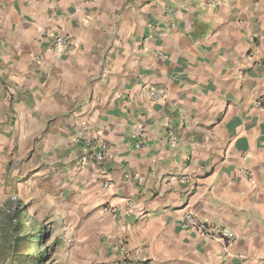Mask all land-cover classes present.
Instances as JSON below:
<instances>
[{
	"label": "crops",
	"instance_id": "crops-1",
	"mask_svg": "<svg viewBox=\"0 0 264 264\" xmlns=\"http://www.w3.org/2000/svg\"><path fill=\"white\" fill-rule=\"evenodd\" d=\"M12 161L67 198L91 264L264 261V0H0V183Z\"/></svg>",
	"mask_w": 264,
	"mask_h": 264
},
{
	"label": "rangeland",
	"instance_id": "rangeland-1",
	"mask_svg": "<svg viewBox=\"0 0 264 264\" xmlns=\"http://www.w3.org/2000/svg\"><path fill=\"white\" fill-rule=\"evenodd\" d=\"M14 164L16 161H12L8 182L0 183V250L6 249L3 245L9 238L5 234L11 231L10 218L17 212L29 234V240L35 231L36 234L43 232L39 250L48 253L45 264H91L87 261L88 257H85L90 252L79 240V232L73 230L76 222L68 214L69 208L64 201L67 198L60 193L61 198L56 196L52 199L54 203L49 204L53 196L44 183L37 187L26 182V178L24 181L23 176L25 173L29 175L31 165L25 164L17 173ZM20 177H23V181L19 180ZM1 179L3 180V176ZM2 256L4 255H0V263L5 260Z\"/></svg>",
	"mask_w": 264,
	"mask_h": 264
},
{
	"label": "built area",
	"instance_id": "built-area-1",
	"mask_svg": "<svg viewBox=\"0 0 264 264\" xmlns=\"http://www.w3.org/2000/svg\"><path fill=\"white\" fill-rule=\"evenodd\" d=\"M145 40H148L147 38ZM73 49V44L67 36L63 35H54L52 37V44L48 48V51L53 54H65ZM41 57L36 56L34 57L33 61L39 63ZM150 97L153 100H159L162 97V94L157 91H151ZM255 105L257 107L260 106L259 102H256ZM168 136L171 138L172 142L175 141V136L172 133V128L167 127ZM77 144H82L87 150L89 154L90 161L95 164H99L106 152V145L103 140L98 137V134H95L90 129H86L83 133L77 138ZM136 149L141 148V144L138 142L135 145ZM241 176L248 181H251V176L245 170L241 171ZM133 207L132 203H127L126 210L129 211ZM181 226L184 230L189 232H193L204 239L207 240H222L225 242L223 247V253L227 255V248L229 245L234 243L235 236L226 228L220 227L216 228L214 226L208 225L204 222H201L195 215L191 212H186L182 215L181 219ZM121 255L123 260L126 261L128 259V251L125 248L120 249ZM258 264H264V261L259 262Z\"/></svg>",
	"mask_w": 264,
	"mask_h": 264
},
{
	"label": "trees",
	"instance_id": "trees-1",
	"mask_svg": "<svg viewBox=\"0 0 264 264\" xmlns=\"http://www.w3.org/2000/svg\"><path fill=\"white\" fill-rule=\"evenodd\" d=\"M15 217V218H14ZM12 228L8 234H5L9 238L3 245L4 249L0 250V255L5 260L0 264H45L48 253L40 251V241L42 240L41 234H33L29 240L27 237L29 234L26 231L25 225L21 222L20 214L17 212L13 214ZM34 229V226H32ZM28 242V244H27ZM27 244V246H26ZM7 257V262L6 261Z\"/></svg>",
	"mask_w": 264,
	"mask_h": 264
}]
</instances>
